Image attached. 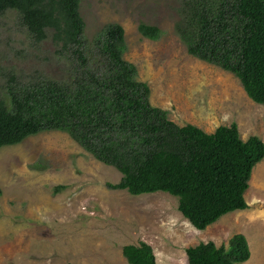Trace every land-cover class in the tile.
<instances>
[{
	"label": "trees",
	"instance_id": "16d2710c",
	"mask_svg": "<svg viewBox=\"0 0 264 264\" xmlns=\"http://www.w3.org/2000/svg\"><path fill=\"white\" fill-rule=\"evenodd\" d=\"M174 30L186 53L236 78L246 96L264 106V0H177ZM80 0H0V15L17 13L34 43L50 40L63 64L55 79L16 81L8 76L0 98V149L44 132L66 134L95 161L121 174L108 190L131 196L162 192L198 231L247 209L252 169L264 158L256 136L243 141L236 124L206 133L178 126L168 111L149 103L150 90L124 60V30L105 25L84 40ZM139 35L155 42L161 31L145 23ZM65 187L53 188L57 195ZM1 194V192H0ZM128 264H156L143 242L121 250ZM186 264H242L246 238L226 245L200 243L185 250Z\"/></svg>",
	"mask_w": 264,
	"mask_h": 264
},
{
	"label": "rangeland",
	"instance_id": "374dc122",
	"mask_svg": "<svg viewBox=\"0 0 264 264\" xmlns=\"http://www.w3.org/2000/svg\"><path fill=\"white\" fill-rule=\"evenodd\" d=\"M177 0H80L83 38L105 25L124 30V60L148 85L149 103L178 126L206 133L236 124L239 137L264 143V106L253 103L230 73L190 57L175 33ZM139 23L161 31L143 39ZM17 13L0 15V98L8 76L19 83L55 79L63 64L48 39L34 43ZM121 174L102 165L66 134L44 132L0 149V264H128L124 246L149 245L156 264H186L185 250L200 243L226 245L235 234L248 243L242 264H264V158L251 172L247 209L195 230L177 210L178 199L157 192L113 191ZM65 187L53 195L54 187Z\"/></svg>",
	"mask_w": 264,
	"mask_h": 264
}]
</instances>
